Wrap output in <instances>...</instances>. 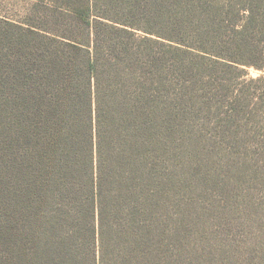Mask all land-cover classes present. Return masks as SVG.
Instances as JSON below:
<instances>
[{"label":"trees","instance_id":"obj_1","mask_svg":"<svg viewBox=\"0 0 264 264\" xmlns=\"http://www.w3.org/2000/svg\"><path fill=\"white\" fill-rule=\"evenodd\" d=\"M25 6L23 18L0 17L12 259L160 264L146 154L156 105L170 92L168 102L193 98L197 85L215 93L206 106L221 116L237 111L230 95H244L243 132L264 129V78L244 79L264 68V0Z\"/></svg>","mask_w":264,"mask_h":264},{"label":"rangeland","instance_id":"obj_2","mask_svg":"<svg viewBox=\"0 0 264 264\" xmlns=\"http://www.w3.org/2000/svg\"><path fill=\"white\" fill-rule=\"evenodd\" d=\"M29 1L0 0V17L23 18ZM259 76L264 78V68L248 69L244 79ZM261 86L246 88L254 92ZM187 90L193 98L186 94L168 102L173 92L161 97L156 105L160 120L154 121L146 150L154 180L149 185L154 216L161 226L160 264H264V149H259L264 129L253 137L243 132L240 96H229V108L237 111L217 116L206 106L212 101L206 103V98L215 93L197 85ZM228 115L231 119L225 118ZM220 119L231 122L223 126ZM8 153L1 112L0 264H16L10 251Z\"/></svg>","mask_w":264,"mask_h":264}]
</instances>
